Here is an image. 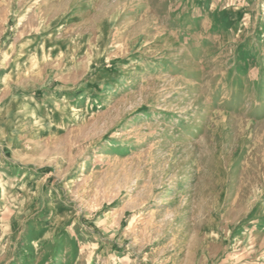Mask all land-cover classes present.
Masks as SVG:
<instances>
[{
	"label": "rangeland",
	"instance_id": "1",
	"mask_svg": "<svg viewBox=\"0 0 264 264\" xmlns=\"http://www.w3.org/2000/svg\"><path fill=\"white\" fill-rule=\"evenodd\" d=\"M0 264H264V0H0Z\"/></svg>",
	"mask_w": 264,
	"mask_h": 264
}]
</instances>
